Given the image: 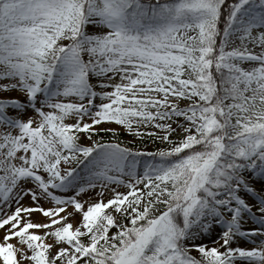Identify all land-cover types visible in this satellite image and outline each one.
Here are the masks:
<instances>
[{
    "label": "snow or ice",
    "instance_id": "1",
    "mask_svg": "<svg viewBox=\"0 0 264 264\" xmlns=\"http://www.w3.org/2000/svg\"><path fill=\"white\" fill-rule=\"evenodd\" d=\"M0 230V264H264V0H0Z\"/></svg>",
    "mask_w": 264,
    "mask_h": 264
},
{
    "label": "rangeland",
    "instance_id": "2",
    "mask_svg": "<svg viewBox=\"0 0 264 264\" xmlns=\"http://www.w3.org/2000/svg\"><path fill=\"white\" fill-rule=\"evenodd\" d=\"M121 139H123V137H121ZM150 150L155 151L156 148H151ZM85 199H87V197H85ZM46 206H47V205H46ZM251 227H252L251 224L245 225V228H246V229H247V228H251ZM1 234H2V233H1ZM241 247H243V248H247V249H251V247H253V245H251V244L245 242V243H242V244H241ZM193 255L195 256V255H197V254L194 252Z\"/></svg>",
    "mask_w": 264,
    "mask_h": 264
},
{
    "label": "bare ground",
    "instance_id": "3",
    "mask_svg": "<svg viewBox=\"0 0 264 264\" xmlns=\"http://www.w3.org/2000/svg\"><path fill=\"white\" fill-rule=\"evenodd\" d=\"M1 233L3 234V231H2V230H0V236H2V234H1Z\"/></svg>",
    "mask_w": 264,
    "mask_h": 264
}]
</instances>
